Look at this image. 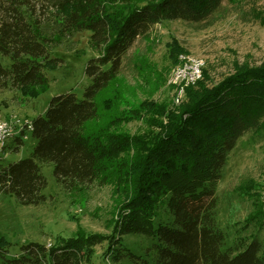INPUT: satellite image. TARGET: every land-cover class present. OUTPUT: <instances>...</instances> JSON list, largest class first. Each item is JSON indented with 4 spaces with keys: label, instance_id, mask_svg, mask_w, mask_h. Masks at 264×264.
I'll return each instance as SVG.
<instances>
[{
    "label": "trees",
    "instance_id": "1",
    "mask_svg": "<svg viewBox=\"0 0 264 264\" xmlns=\"http://www.w3.org/2000/svg\"><path fill=\"white\" fill-rule=\"evenodd\" d=\"M226 1L239 2L0 0V91L17 89L32 97L44 92L49 84L46 70L61 61L51 57V48L65 36L90 30L97 52L85 68L90 84L83 97L74 92L52 96L45 113L30 121L31 129L25 124L15 136L13 152L31 132L36 140L31 154L8 162L0 157V193L14 195L20 205L46 202L48 181L42 167L52 163L66 192L115 180L117 192L129 196L117 206L113 225L118 237L79 227L60 244L31 241L20 245V254L10 255L9 241L0 236V264H91L96 246L105 239L106 253L115 263L264 264V242L258 234L244 244L230 240L221 228L216 195L239 140L247 133L264 137V64L236 69L212 87L201 85L198 92H193L197 82L187 86L189 100L179 108L147 101L141 113L131 110L95 130L88 127L99 118L100 93L118 77L139 37L162 21H207ZM254 16L264 26V7ZM3 58L10 63L5 65ZM144 114L157 131L145 136L118 131L124 119ZM130 233L152 240L145 253L123 242L121 236Z\"/></svg>",
    "mask_w": 264,
    "mask_h": 264
},
{
    "label": "rangeland",
    "instance_id": "2",
    "mask_svg": "<svg viewBox=\"0 0 264 264\" xmlns=\"http://www.w3.org/2000/svg\"><path fill=\"white\" fill-rule=\"evenodd\" d=\"M263 7L264 0H239L237 4L226 1L221 11L201 23L167 20L156 24L148 35L135 41L118 77L100 93L99 118L89 124V131L100 128L115 115L140 112L143 102L158 103L167 109L186 103V95L180 103L174 102L169 84L177 55L189 54L205 61L193 92L200 91L201 85L214 86L241 67L264 64V26L254 16ZM91 33L78 31L63 37L61 43H53L51 57L61 61L46 70L49 84L38 97L17 89L0 91V136L3 138L13 129L11 138H5L0 147V157L7 162L31 154L36 144L31 132L23 135V145L17 152L11 151L15 136L26 122L45 113L52 96L74 92L83 97L90 84L85 68L88 60L97 55L91 47ZM3 63L9 64V58H3ZM149 117L144 114L126 118L118 125V131L144 136L157 131ZM129 156H133V151ZM53 168L52 163L42 167L48 181L44 189L48 200L40 205H20L14 195L0 193V236L9 241L10 255L20 254V245L31 241L48 246L60 244L73 237L79 227L104 236H119L114 233L113 222L118 204L129 196L117 192V182L97 181L86 190L66 192L57 182ZM216 195L218 220L230 240L245 244L256 233L264 242L263 136L247 133L239 140L217 184ZM121 239L139 253H145L152 244L147 236L137 233L122 235ZM108 241L96 246L91 264H126L115 263L107 255Z\"/></svg>",
    "mask_w": 264,
    "mask_h": 264
},
{
    "label": "built area",
    "instance_id": "3",
    "mask_svg": "<svg viewBox=\"0 0 264 264\" xmlns=\"http://www.w3.org/2000/svg\"><path fill=\"white\" fill-rule=\"evenodd\" d=\"M205 66V61L201 58L189 55L180 54L178 63L175 65L173 72L169 78V84L173 88V99L175 103H180L185 95L186 87L195 84L202 76V70ZM28 129H31L30 121L26 122ZM3 128V126H1ZM23 128L20 129V131ZM13 129L8 130V134L2 138L0 136V147L5 144V138H11ZM1 149V148H0Z\"/></svg>",
    "mask_w": 264,
    "mask_h": 264
},
{
    "label": "crops",
    "instance_id": "4",
    "mask_svg": "<svg viewBox=\"0 0 264 264\" xmlns=\"http://www.w3.org/2000/svg\"><path fill=\"white\" fill-rule=\"evenodd\" d=\"M15 142V141H14ZM15 144V143H14Z\"/></svg>",
    "mask_w": 264,
    "mask_h": 264
}]
</instances>
